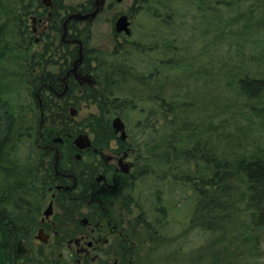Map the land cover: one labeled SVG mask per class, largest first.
<instances>
[{
	"label": "trees",
	"instance_id": "16d2710c",
	"mask_svg": "<svg viewBox=\"0 0 264 264\" xmlns=\"http://www.w3.org/2000/svg\"><path fill=\"white\" fill-rule=\"evenodd\" d=\"M56 5L60 34L66 6ZM40 6L0 0V264H58L16 254L51 180L53 158L40 147L51 135L40 138L39 127L90 131L97 143L115 136L116 116L141 154L123 197L139 209L140 232L129 237L145 233L152 264H264V0H135L129 14L142 27L122 47L85 50L94 85L60 100L41 89L43 124L45 67L59 47L64 63L78 49L57 37L34 49L28 18ZM190 16L201 26L189 35ZM70 26L88 45L90 25ZM81 104L95 109L72 117L69 106Z\"/></svg>",
	"mask_w": 264,
	"mask_h": 264
},
{
	"label": "flooded vegetation",
	"instance_id": "af4514ba",
	"mask_svg": "<svg viewBox=\"0 0 264 264\" xmlns=\"http://www.w3.org/2000/svg\"><path fill=\"white\" fill-rule=\"evenodd\" d=\"M87 1L82 0L76 7H73L67 4L66 0H61L66 9L60 11L61 19H63V31L60 34L52 30L53 14L57 9L56 0H51L52 5L50 6L47 5L48 0H39L40 11L43 13L41 15L32 14L28 18L30 29L34 35V45L43 41L42 47L35 50H41L50 39L56 37L58 39L57 44L62 41L64 44L70 45V47L75 46L78 49L77 58L71 63H64L62 56L65 48L59 47V52H56L55 63L45 67L48 74L44 77L41 88L36 94L41 106L42 124L44 123L45 112L39 94L41 89L45 91L46 95H51L55 100H60L66 98L67 94H69V98L73 99L80 95L86 86L94 85L93 71L88 69L85 63V50L95 49V47H89V44L85 45L77 37L79 31H75L70 25L77 23L79 29H83L87 24L90 25L92 37L94 20L106 6L112 8L113 3L107 4L106 0L104 7L92 21L73 18L68 20L72 14L82 13L84 15L92 13L96 9V0H94L92 7L84 8ZM122 1L117 0V2ZM129 15L127 14L132 33L131 15L130 17ZM120 16H115L114 30L118 38H123V41L120 42L123 44L124 38L130 36L131 33L126 35L125 32L116 31V23ZM30 21L31 23L43 24L39 39L36 37L37 29L30 25ZM81 47L82 62L76 64L81 56ZM39 72L40 67H36L35 73L38 74ZM87 106L81 104L76 108L74 105H70L68 112L72 117H76L77 115L73 114L71 107L80 111L84 107L89 108ZM113 130L115 136L112 139L96 143L95 135L90 131L74 134L59 128L39 127L40 138L45 140L46 134L51 135L50 141L40 147L43 149L42 155L45 154V151L51 154L53 159H50V162L53 164L51 166V180L44 192L45 197L41 205V213L34 229V232L36 229L38 231L36 235L33 233L31 237L34 235L35 239L43 243H47L53 237L58 247H63L64 243L67 242L70 249L67 259L70 260L72 257L77 264H82L84 260H97V264H129L132 261L130 260V249L135 246L134 241L140 235L138 234L134 238L129 237V232L137 228L136 218L139 215V209L134 207L128 209L123 202V197L128 182L140 168L141 154L135 146L128 142L130 136L127 127L125 139L121 138V132L117 133L114 127ZM79 134L89 136L91 141L89 147L80 149L76 146L74 140ZM42 161L47 162V160ZM47 194H49V202L44 208ZM49 210L51 214L47 215L46 212ZM40 231H42L41 236L46 238V241L38 237ZM136 232H140V228H137ZM27 240H20L29 249L28 256L22 258H28L32 255V247L27 244ZM73 245L76 247V255L71 250ZM104 246H107V249H103ZM92 251H95L96 255L91 256ZM99 252L103 254L102 257ZM58 264L63 263L58 262Z\"/></svg>",
	"mask_w": 264,
	"mask_h": 264
},
{
	"label": "rangeland",
	"instance_id": "374dc122",
	"mask_svg": "<svg viewBox=\"0 0 264 264\" xmlns=\"http://www.w3.org/2000/svg\"><path fill=\"white\" fill-rule=\"evenodd\" d=\"M134 1L135 0H124L122 2H117V0H107V4L113 3V6H112V8H109L106 6L105 9L103 10V12H101L97 16V18L94 20L93 25H92V37H91L90 42H89V47H95L98 49H105V50H112L116 47H122V43H120V42L123 41V38H118L116 36V32L114 30L115 16L118 17L121 14H126V15L128 14L129 15V8L134 3ZM80 2H82V0H66V3L72 5L73 7H76L77 4ZM188 8H191L193 10V7L190 5L188 6ZM182 11H183V9H182ZM129 17H130V15H129ZM187 19H188L187 24L189 25L188 34L190 35L195 30L192 28V25L195 26V24L197 23L196 25L199 24L201 26V24H200L199 20H197V21L192 20L191 16ZM30 25L34 26L37 29L36 37L39 39L41 36L40 33L43 29V24H41L39 22L31 23V21H30ZM131 25H132L133 30L134 29L138 30L142 27V23L140 22L139 18H137V17H135V18L131 17ZM198 31L200 33L201 27L198 29ZM196 35H197V37H199L198 34H196ZM42 43H43V41L41 43L39 42L38 44H35L34 49H40L42 47ZM199 45H201L200 39H199ZM128 90H131V89L128 88ZM71 108L73 110V114L80 116V117L82 115L87 114L91 110L94 111V109H95L94 106H92L90 108L84 107L80 111L75 110L74 107H71ZM65 166H67V165L65 164ZM48 202H49V194H47V200H45L44 208L47 207ZM60 209L62 210V208H60ZM58 210H59V208H58ZM172 228L179 230L182 228V226L179 224V225H176ZM37 231L38 230L36 229L34 232V235L37 234ZM48 232L51 233V231H48ZM34 235H33V237H31V239L27 240V244H29L32 247V255L33 256L41 254V255L45 256L46 261L57 262V263L62 262L63 264H77V262H76V260H74V258L71 257L70 260L67 259V257L70 254L69 253L70 249L67 246V242L64 243L63 247H58L56 245L53 237H51V239L47 243H43V242L35 239ZM134 244H135V246L131 247V251L133 253L131 256V258H133V259H131L132 262L134 264H152V262H151L152 258L150 257V247L147 243V238H146L145 233L140 235L134 241ZM24 246L27 247L25 244H24ZM103 249H107V246H104ZM71 250H72L73 254H75V255L77 254L75 245H73ZM16 254H17V250H16ZM94 254L96 255V252L92 251L91 256H93ZM99 255L103 256V254H101L100 252H99ZM20 259H21L20 261L22 263H26L22 257H20ZM82 264H97V260L96 261H93V260L85 261L84 260L82 262ZM157 264H161V263H157Z\"/></svg>",
	"mask_w": 264,
	"mask_h": 264
},
{
	"label": "water",
	"instance_id": "95a60500",
	"mask_svg": "<svg viewBox=\"0 0 264 264\" xmlns=\"http://www.w3.org/2000/svg\"><path fill=\"white\" fill-rule=\"evenodd\" d=\"M105 1L106 0H96V9L92 13H88V14H84V15L82 13L72 14L69 16L68 20L73 18L76 20L92 21L98 15V13L102 10V8L104 7ZM118 1H122V0H118ZM47 5L48 6L52 5L51 0H48ZM116 31L117 32H125L126 35H130V33H131L130 22L128 20L127 15H121L119 17V19L117 20V23H116ZM80 50H81V56L77 60L76 64L82 62V47ZM113 127L117 133L121 132V138L122 139L126 138L127 134H126L125 122L120 116H116L113 119ZM74 142H75L76 146L79 147L80 149L87 148L91 145V141H90L89 136L87 134H79L75 138ZM46 214L47 215L51 214V211L49 210L48 212H46ZM41 233H42V231H40V235L38 237L43 239L44 241H46V238L41 236ZM28 254H29V249L24 246L22 241H19L18 247H17V256L18 257H26V256H28Z\"/></svg>",
	"mask_w": 264,
	"mask_h": 264
}]
</instances>
